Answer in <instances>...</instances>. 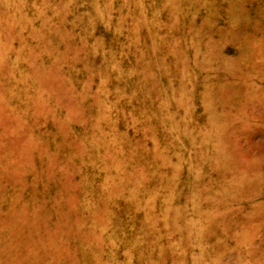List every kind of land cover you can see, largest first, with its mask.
Wrapping results in <instances>:
<instances>
[{
    "label": "rangeland",
    "instance_id": "obj_1",
    "mask_svg": "<svg viewBox=\"0 0 264 264\" xmlns=\"http://www.w3.org/2000/svg\"><path fill=\"white\" fill-rule=\"evenodd\" d=\"M0 264H264V0H0Z\"/></svg>",
    "mask_w": 264,
    "mask_h": 264
}]
</instances>
